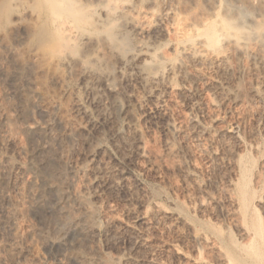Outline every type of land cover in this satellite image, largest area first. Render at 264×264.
Instances as JSON below:
<instances>
[{
	"label": "bare ground",
	"instance_id": "obj_1",
	"mask_svg": "<svg viewBox=\"0 0 264 264\" xmlns=\"http://www.w3.org/2000/svg\"><path fill=\"white\" fill-rule=\"evenodd\" d=\"M21 27L24 34L19 36L14 31ZM12 35L14 38L10 37ZM7 37L14 40L13 45L7 43ZM0 43L20 64L14 74L22 76H18L20 87L27 88L21 89L25 92L22 100L26 101L22 102L27 104L28 110L39 115L38 121L24 122L19 127L27 141L28 162L10 163L9 158L0 161V186L3 185L0 202L8 198L4 182L12 170L31 172L33 178L40 181L35 184L31 178L28 182L25 190L33 192V197L29 201L26 199L28 210L23 208L22 212L38 213L47 225L56 229L59 238L69 224L82 235L99 231L106 234L108 225L98 223V204L93 200L98 201L102 192L118 190L126 184L122 185L123 175L118 176L120 169L117 171L113 164L102 162L103 158L99 162L96 161L98 156L90 154L91 157L84 156L74 163L63 158L65 150L69 152L79 141L93 142L99 153L108 155L101 143L103 135L98 133V126L94 129L96 121H91L92 111L113 127L114 139L127 145L133 158L148 164L153 158H150L148 139L143 136L145 131L142 133V122L159 126L167 136L166 140L163 138L164 150L170 158H175L172 138L184 132V126L193 138H198L199 142L205 140L207 144L213 136L224 134L216 126L221 111L233 106L234 110L241 107L247 114L264 96V0H0ZM42 75L59 89V96L68 97L72 104L69 108L73 107L84 121L75 123L71 113L68 112L70 116L66 114L67 108L65 106L64 110L60 97L48 95L47 82H42ZM173 105H184V126L171 115L169 110ZM10 117L8 112L0 114V121L8 126L6 122ZM58 125L62 127L60 130L56 129ZM88 128L91 129L89 135H84ZM8 134L0 138V147L7 150L17 140L13 133L9 131ZM228 135L235 137L234 131H229ZM222 141L224 156L231 160L230 164L233 161L242 169L235 144ZM253 144L250 145L252 149ZM215 154L214 157L218 156ZM78 172L92 174V178H85L80 189L75 182ZM189 175L194 179V174ZM259 175L256 174L257 180ZM246 196V187L241 185L239 199L230 197L237 236L231 245L215 231H196L194 226L185 223L188 238L196 249L193 264H264L260 263L261 250L254 243L252 233L255 232L251 233L249 225L245 224L247 213L242 204ZM203 202H199L200 208ZM259 205L264 208V196ZM16 208H2L5 219L0 224L6 231L17 223L20 212ZM162 208H153L152 218L162 217L175 225L182 221ZM145 210L134 211L135 219H132L142 222L148 216ZM133 228L137 227H132V231ZM137 236L144 238L142 233ZM23 238L13 234L6 240L12 262L25 258L28 247Z\"/></svg>",
	"mask_w": 264,
	"mask_h": 264
},
{
	"label": "rangeland",
	"instance_id": "obj_2",
	"mask_svg": "<svg viewBox=\"0 0 264 264\" xmlns=\"http://www.w3.org/2000/svg\"><path fill=\"white\" fill-rule=\"evenodd\" d=\"M14 33L21 36L24 34V29L22 27L18 28L16 29V32L14 31ZM13 36L14 35L10 37L14 38ZM10 37H7V43L13 45L14 40L12 38L10 39ZM0 44V114H7L8 112L9 117H12V119L10 117V120L6 122V124L8 123V126L0 121V138L3 139L4 137L10 135L8 134L10 131L11 134L13 133L12 135L15 136V140L17 139L15 141L16 145L14 144L16 147L13 145L11 148H8V150L7 148L0 147V161H5V159L8 161L7 159L9 158L10 163L13 161H20L23 164H26L29 160V153L26 145L27 141L24 134H21L19 127L24 122L38 121L39 115L36 112H32V110H28L27 104L25 105V103H23L25 100L22 99H24L23 96L25 92L21 91V89L26 90L27 88L20 87L22 84L21 79H18V74H14L17 70H19L20 64L17 62L18 60L12 56L9 50L5 48L2 43ZM23 73L26 74L27 71ZM15 75L17 76L15 77ZM45 81L47 82L48 95L52 96V98L55 96L58 97L60 95L59 89L49 81L47 76L42 77V82ZM49 91L51 93H49ZM61 96L59 97L64 104V110L67 108L65 110V112H67L66 114L69 115V113H71V119H76H73L75 123L84 121L85 119H80L83 118V116L77 113L73 107H70L71 109L69 108V105L72 106V104H70V100L67 99L68 97H66V95ZM82 96L83 95L81 94V97ZM20 103L23 104L20 105ZM21 107L24 108L23 111H21ZM254 107V109L247 112L248 115L246 112L242 111L241 107L239 110H234L233 106H230L229 108L227 107L228 109L221 111L219 113L216 126L224 131V134H221L220 137L217 135L213 136L210 141L212 144L208 141L207 144H204L203 141L205 140L199 142L198 138H193V134L190 130L189 132L185 131V129H188L184 126V105L171 106V110H169L171 115H174L173 117L177 118L184 126V132L172 138V142H174L173 145H175L173 148L176 151L174 155L175 158H172V155L170 158L167 151L164 150V141L167 139V136L160 130L159 126L154 124L151 126V124L149 125L147 122H144L145 124L142 122V133L145 131L143 136L146 138L145 140L148 139L147 142L151 149L150 158H153L151 159L152 162L150 161L148 164L142 159L139 160V158H133V156L130 155L131 151L129 147L127 145L124 146V143L122 144L120 139L118 142L115 140L116 138L111 131L113 127L104 123V119L99 117L96 111H92L91 121H96L94 122L97 123L94 129L98 126V133L103 135V138L101 137V143L104 148H106L108 155L99 153L98 148L93 142L90 143V145L79 141L75 147L69 150V152L65 150L63 158L66 161L70 160V162L74 163L81 161L84 156H98L97 160L94 158L96 161L99 160L100 162L103 158L102 162L110 165L113 164L114 167L116 166L117 171L120 169L118 172L121 174L119 173L118 176L123 175L122 185H124V183L126 184L121 186L118 190H108L106 193L102 192L100 193L98 201L93 200V203L96 202L98 204H96L99 210V214L97 216V219L99 220L97 221L101 225H108V232L106 234H102L99 231L93 235H82L77 231L75 226L73 227L72 224H69L64 227V230L62 231L64 234L61 233V238H59V236H56L58 235L56 229L54 230L53 227L47 225L46 221L40 218L38 213L33 214L30 211V213L28 211L27 213L22 212L23 208L24 211L27 209L26 199L29 201L33 197V192H27L25 190L28 184H30L28 182H30V179L33 178V176L32 173L28 171L19 172V174L17 171L12 170L11 174L13 176L9 174L7 176L8 178H6L4 182V185L6 183L4 188L6 187L7 189L5 188V190H8L7 192L9 193H7V202H0V223H3L5 219L3 217L4 213L2 208L7 206L9 208L10 206H13L14 208L17 207L16 209L20 213L17 215V223L14 227H11V230L10 228H7L8 230L6 231V228L0 224V264H193L192 260L196 254V249L195 247L193 248L194 243L190 237L188 238L189 232L186 229L187 226L185 225H192L196 231L200 232L215 231L219 238H222L227 244L231 245L237 236L233 225V216L231 214L233 203H231L232 200L230 197L233 196L232 199H239L241 185H244L247 190L246 200L244 201L245 204H242L244 211L247 213L245 224L247 227L249 225L248 229L251 230H249L251 233L253 230V232H255L252 233L255 238L254 243L255 245L257 244L256 246L259 250H261L260 256L262 257H259L261 258V260L259 259L260 263H262V261L264 263V208L262 209L259 205L264 196V96L254 104ZM73 126L74 125H71V127ZM6 128L9 130H7L8 132L6 131ZM57 128L60 130L62 127L58 125L56 129ZM89 130L91 131L89 128L87 131H84V135H87ZM92 131L94 130L92 129ZM229 131H234V138H231L228 135ZM222 140H226L227 142L229 141L232 145L235 144L238 152L240 153V162L242 161L240 163V167L243 170L240 169L233 161V165L232 163L230 164L231 160H229L227 156H224L225 152L223 151H225V149L224 146H222L224 144V141ZM197 141L199 142V145ZM234 141L236 143H234ZM201 143H203V145ZM251 144L255 146L253 149L250 148ZM113 145L115 146L114 148L118 147L114 149ZM205 145L208 146L209 150L208 148L205 149L207 147ZM125 147L128 148L126 149ZM214 153L218 154V156L214 157ZM190 173L194 174V179H191L189 175ZM258 173H260L259 180L256 179V174ZM77 175L75 182L78 189L83 186L85 178L87 179V177L89 178L92 176L90 172H78ZM13 180L16 181V183ZM33 181L36 184V182L39 183L40 179L34 177ZM1 186L0 187L3 188V185ZM24 194L28 198L25 197ZM203 200L205 201L203 202ZM198 201L203 202V207L201 206L200 208ZM8 202L9 204L14 205H9ZM140 203L145 205V208L140 205ZM21 205L23 207H21ZM155 207H163L162 209L173 213L182 221L175 225V223H171L162 217H159V219L158 217L152 218V209ZM137 209H146L145 215H148L149 217L146 216V220L144 219L142 221L144 223L133 220L135 219L134 214L138 211ZM125 221L126 224L124 223ZM133 225L138 228H133V231L136 233L132 231V227H134ZM137 233H142V238H144L140 239L137 236ZM13 234H17L22 237L24 236L23 239L25 241H23L28 247L26 248L25 258H20L21 260H16L17 262L15 260L12 262L9 259L11 257V250L6 245V240ZM135 237L136 239H134ZM175 250L179 252L176 253ZM116 252H118V256L117 254L115 255ZM120 254L121 256L119 257ZM126 255L130 256L127 257ZM9 260L12 263H10ZM116 260H118V262Z\"/></svg>",
	"mask_w": 264,
	"mask_h": 264
}]
</instances>
